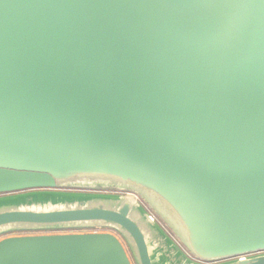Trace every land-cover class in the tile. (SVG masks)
I'll return each instance as SVG.
<instances>
[{
	"label": "water",
	"instance_id": "obj_1",
	"mask_svg": "<svg viewBox=\"0 0 264 264\" xmlns=\"http://www.w3.org/2000/svg\"><path fill=\"white\" fill-rule=\"evenodd\" d=\"M109 186L138 200L69 194ZM111 228L137 264H264V0H0V234ZM0 264H132L110 233Z\"/></svg>",
	"mask_w": 264,
	"mask_h": 264
},
{
	"label": "rangeland",
	"instance_id": "obj_2",
	"mask_svg": "<svg viewBox=\"0 0 264 264\" xmlns=\"http://www.w3.org/2000/svg\"><path fill=\"white\" fill-rule=\"evenodd\" d=\"M55 192H63V193H69V194H112V195H118V196H130L134 199H138L144 207L156 218L158 223L161 227L166 231V233L178 244V246L185 250L187 252L184 245L181 243V241L178 239V237L175 235V233L172 231V229L164 222L162 218L159 217L155 209L147 202L145 201L138 193L132 192L130 190H122L115 187H109V186H102V187H60L55 190ZM87 233H110L115 235L120 239V241L123 243L129 258L132 262V264H137L136 259L132 253V249L130 248L129 244L127 243L126 239L116 230L111 228H85V229H76V228H58V229H52V230H40V231H6L2 232L0 234V241L2 239H5L7 237H13V236H34V235H64V234H87ZM190 254L189 252H187Z\"/></svg>",
	"mask_w": 264,
	"mask_h": 264
}]
</instances>
